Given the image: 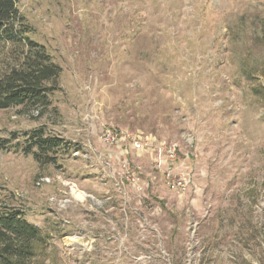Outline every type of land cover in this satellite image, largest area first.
Instances as JSON below:
<instances>
[{"label": "rangeland", "instance_id": "1", "mask_svg": "<svg viewBox=\"0 0 264 264\" xmlns=\"http://www.w3.org/2000/svg\"><path fill=\"white\" fill-rule=\"evenodd\" d=\"M17 8L61 67L42 112L0 108V205L42 235L27 264H264V0ZM39 126L68 145L54 164L21 150ZM106 129L127 138L105 144ZM128 135L176 143L190 188H166L150 153L122 154Z\"/></svg>", "mask_w": 264, "mask_h": 264}, {"label": "trees", "instance_id": "2", "mask_svg": "<svg viewBox=\"0 0 264 264\" xmlns=\"http://www.w3.org/2000/svg\"><path fill=\"white\" fill-rule=\"evenodd\" d=\"M19 1L0 0V47L13 56L0 74V108L20 106L42 112L51 105L61 67L52 61L44 45L30 38V27L17 8ZM22 138L21 150L43 165L54 164L57 155L68 149L61 137L49 134L43 126L23 132ZM8 142L0 139V148ZM41 241L40 229L21 209L0 205V264H27Z\"/></svg>", "mask_w": 264, "mask_h": 264}, {"label": "built area", "instance_id": "3", "mask_svg": "<svg viewBox=\"0 0 264 264\" xmlns=\"http://www.w3.org/2000/svg\"><path fill=\"white\" fill-rule=\"evenodd\" d=\"M100 138L105 144L115 145L127 136L121 135L117 130L106 129L101 133ZM128 140L130 143L123 148L122 154L150 153L153 168L162 175L166 188L176 192L190 188L192 182L190 171H187V168L179 161L176 143L157 140L154 137H133L131 135H128ZM120 167L122 177L132 186L142 189L140 178L136 175L135 170L129 167L125 159L121 161ZM41 180L48 181L43 177Z\"/></svg>", "mask_w": 264, "mask_h": 264}, {"label": "bare ground", "instance_id": "4", "mask_svg": "<svg viewBox=\"0 0 264 264\" xmlns=\"http://www.w3.org/2000/svg\"><path fill=\"white\" fill-rule=\"evenodd\" d=\"M73 191H75V190H73ZM76 195H77L78 197H81V194H80L79 192H77Z\"/></svg>", "mask_w": 264, "mask_h": 264}]
</instances>
